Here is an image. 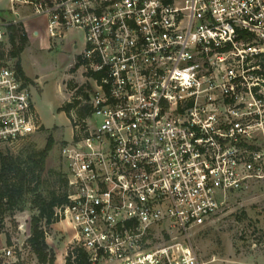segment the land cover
Here are the masks:
<instances>
[{"label":"built area","instance_id":"2783aa9c","mask_svg":"<svg viewBox=\"0 0 264 264\" xmlns=\"http://www.w3.org/2000/svg\"><path fill=\"white\" fill-rule=\"evenodd\" d=\"M11 1L0 147L42 125L10 53L12 26L43 16L52 40L82 31L88 109L73 112L61 147L68 200L57 222L94 264H201L195 234L230 209L231 193L264 180V0ZM20 249L10 241L0 254Z\"/></svg>","mask_w":264,"mask_h":264},{"label":"rangeland","instance_id":"374dc122","mask_svg":"<svg viewBox=\"0 0 264 264\" xmlns=\"http://www.w3.org/2000/svg\"><path fill=\"white\" fill-rule=\"evenodd\" d=\"M12 5L11 0H0V18L14 16ZM21 12L31 14L28 7H22ZM23 24L29 43L22 52L21 61L26 74L33 80V100L42 125L30 137L16 144L1 146L0 150L14 154L23 149L39 152L52 138L53 145L40 177L42 189L49 195L53 190L64 188L60 172H65L66 166L61 147L65 139L73 137L74 118L72 120L60 107L71 101L78 87L84 83L77 62L85 37L82 31L71 30L67 39L52 40L43 16H33ZM36 28L40 30L39 35H34ZM73 40L79 42L78 48L73 46ZM230 202L227 212L203 225L194 236L195 250L201 264H264V180L231 193ZM31 216L29 208L15 214H5L6 230L0 236V245L8 243L10 235V241L18 242L21 249L16 257L0 254V264L16 259L26 264H38L35 253L27 243ZM21 224L25 230L19 229ZM47 230V240L57 253L54 264H66L69 250L79 246L73 240L72 229L65 222H57L48 226Z\"/></svg>","mask_w":264,"mask_h":264},{"label":"trees","instance_id":"16d2710c","mask_svg":"<svg viewBox=\"0 0 264 264\" xmlns=\"http://www.w3.org/2000/svg\"><path fill=\"white\" fill-rule=\"evenodd\" d=\"M23 22L11 28L10 42L12 44L11 56L16 58L18 70L32 83L22 65L21 55L28 46V34ZM72 86V82L70 83ZM74 87V86H73ZM83 87H78L71 101H67L60 110H65L73 120V112L82 118L88 106H80L78 96ZM53 145L50 138L48 145L39 152L23 149L20 153L0 151V234L6 230L5 214H15L29 208L32 211L31 230L27 243L35 253L38 264H54L57 259L56 250L47 240V227L56 223L55 209L66 204L68 200L66 172H60L64 188L53 190L46 195L42 189L41 173L46 167L49 150ZM35 181V183H34ZM10 235L8 241L10 242ZM1 264H26L23 260L11 261ZM66 264H94L81 246H73L67 255Z\"/></svg>","mask_w":264,"mask_h":264},{"label":"crops","instance_id":"0c3cea01","mask_svg":"<svg viewBox=\"0 0 264 264\" xmlns=\"http://www.w3.org/2000/svg\"><path fill=\"white\" fill-rule=\"evenodd\" d=\"M12 6H13V5H12ZM28 19H31V17H30V18H27V20H28ZM66 39H67V38H66ZM0 236H1V235H0Z\"/></svg>","mask_w":264,"mask_h":264}]
</instances>
